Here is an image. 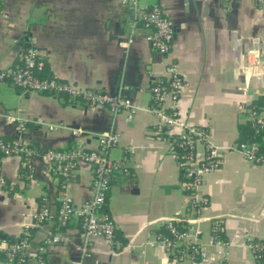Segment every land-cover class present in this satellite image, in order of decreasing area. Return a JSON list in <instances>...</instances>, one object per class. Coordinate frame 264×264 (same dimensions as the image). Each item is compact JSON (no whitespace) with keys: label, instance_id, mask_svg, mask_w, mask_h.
<instances>
[{"label":"crops","instance_id":"0c3cea01","mask_svg":"<svg viewBox=\"0 0 264 264\" xmlns=\"http://www.w3.org/2000/svg\"><path fill=\"white\" fill-rule=\"evenodd\" d=\"M142 2L160 4L173 22L174 42L166 56L145 40L141 25L129 46L121 45L133 18L123 0H2L0 68L18 62L22 50L33 46L46 61L45 75L108 93L126 85L124 95L143 107L128 120L124 112L79 106L0 81V132L17 137V122L9 119L17 116L26 121L24 135L37 150L31 178L22 157L0 160L6 180L0 184V241L17 240L40 207L49 206L54 214L33 227L22 250L25 264H190L185 257L176 263L161 244H148L165 231L166 221L188 210L178 159L169 142L154 132L156 117L147 108L150 87L166 79L169 64L176 62L184 78L178 102L181 118L207 126L217 144L237 141L252 100L264 94V8L254 0ZM248 63L257 67L248 70ZM111 128L118 132L119 143L110 155L128 156L131 170L113 176L106 202L116 224L114 242L101 236L86 241L77 221L59 219L61 177L56 165L43 163L40 152L97 148L100 134ZM92 178V164L80 162L70 182L76 203L91 196ZM201 190L209 202L200 215V242L214 254L211 220L221 217L229 242L227 264H256L249 242L264 240V165L237 151L225 152L221 166L204 176ZM53 233L61 239L41 251Z\"/></svg>","mask_w":264,"mask_h":264},{"label":"built area","instance_id":"2783aa9c","mask_svg":"<svg viewBox=\"0 0 264 264\" xmlns=\"http://www.w3.org/2000/svg\"><path fill=\"white\" fill-rule=\"evenodd\" d=\"M258 7L264 8V0H254ZM132 10L133 18L128 24V38L120 41L129 46L138 25L146 29L145 40L161 56H166L172 48L175 28L169 16L158 3H144L142 0H123ZM261 62L258 56V62ZM46 61L33 46L25 47L18 62L0 68V81H8L15 87L27 92L47 93L60 99L85 107L104 106L114 114L124 112L128 120L143 107L124 95L126 85H120L116 93L81 86L72 81L44 74ZM257 67L256 63L246 65L248 70ZM168 77L158 79L150 87L151 103L148 110L156 117L154 132L158 137L166 139L174 151L183 176L182 186L188 196V210L183 215L173 216L164 223V232L156 239L148 241L155 246L163 245L166 254L174 257L176 263L183 257L190 264H227L229 242L224 237V222L221 217L211 220V243L215 247L214 254L201 243L202 229L199 224L200 215L209 197L202 190L204 176L218 169L222 164L225 152L237 151L248 161L264 165V112L250 108L247 120L254 128V138L237 140L228 145L215 143L209 128L194 125L182 119L178 110V102L184 78L178 70L177 63L172 61L168 67ZM17 122L20 134L7 138L0 132V160L5 156L17 155L23 158L27 177L34 172L33 155L36 148L24 135L26 121L17 116H9ZM119 143V134L111 128L99 136L97 148L73 146L68 149L48 148L40 152L43 163L57 166L60 174L58 194V216L62 223L77 221L86 241L98 236L110 242L115 240L116 224L106 208V202L115 174H129L128 156L113 158L110 149ZM80 162H88L93 166L91 182L92 194L82 203H76L70 194V182L75 179ZM6 182L0 171V184ZM49 206H42L33 216V223H25L17 240L0 241V264H25L22 250L30 242L32 229L53 217ZM61 239L59 233L47 237L45 245ZM87 244V243H86ZM256 264H264V240L255 239L249 242ZM168 256V257H169ZM215 256L213 261L211 257ZM74 264H85L75 261ZM142 264H150L145 260Z\"/></svg>","mask_w":264,"mask_h":264},{"label":"trees","instance_id":"16d2710c","mask_svg":"<svg viewBox=\"0 0 264 264\" xmlns=\"http://www.w3.org/2000/svg\"><path fill=\"white\" fill-rule=\"evenodd\" d=\"M2 7V0H0V10ZM250 108L256 109L260 112H264V94L259 95L254 98L249 106ZM254 128L250 121H247L244 124H240L239 126V138L238 140H249L254 138ZM130 174V173H129ZM182 174V173H181ZM129 178V177H127Z\"/></svg>","mask_w":264,"mask_h":264}]
</instances>
